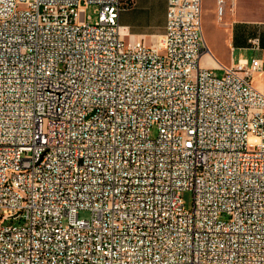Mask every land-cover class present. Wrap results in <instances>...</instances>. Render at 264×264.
<instances>
[{
  "label": "built area",
  "instance_id": "1",
  "mask_svg": "<svg viewBox=\"0 0 264 264\" xmlns=\"http://www.w3.org/2000/svg\"><path fill=\"white\" fill-rule=\"evenodd\" d=\"M128 5L0 0V264H264L259 59L200 63L202 0L151 44Z\"/></svg>",
  "mask_w": 264,
  "mask_h": 264
},
{
  "label": "crops",
  "instance_id": "2",
  "mask_svg": "<svg viewBox=\"0 0 264 264\" xmlns=\"http://www.w3.org/2000/svg\"><path fill=\"white\" fill-rule=\"evenodd\" d=\"M129 4L118 16L121 32L126 38L151 44L165 30L168 0H121ZM217 0H202L201 22H204L206 51L200 57L204 66H230L240 57H256L261 70L252 77V84L264 93V0H223L221 15ZM203 15V16H202ZM208 16V17H207ZM230 53L244 55L233 59L220 57L221 47Z\"/></svg>",
  "mask_w": 264,
  "mask_h": 264
},
{
  "label": "rangeland",
  "instance_id": "3",
  "mask_svg": "<svg viewBox=\"0 0 264 264\" xmlns=\"http://www.w3.org/2000/svg\"><path fill=\"white\" fill-rule=\"evenodd\" d=\"M95 7L93 5H89L86 7V14L90 16V22L93 23L96 19V13L94 11ZM203 16V15H202ZM208 17V16H207ZM204 22H201V32L205 37V31H204ZM205 53H208V51H206ZM244 55L243 53H240L239 50H235L232 53L229 52V50L222 46L221 47V54L220 57L224 58V59H229L230 57H232L233 59H236L239 56ZM213 72H215L217 75H220L222 70L221 69H215L213 70ZM157 134V127L156 125H152L149 129V135L151 138L155 137ZM180 196L182 199V202L184 203L186 208H190L191 204H192V193L189 190H183L180 192ZM78 216L81 218H87L89 217V212L87 210H79L78 211Z\"/></svg>",
  "mask_w": 264,
  "mask_h": 264
}]
</instances>
